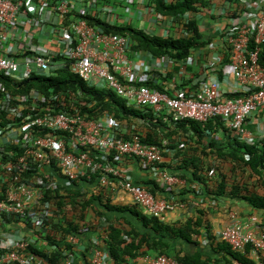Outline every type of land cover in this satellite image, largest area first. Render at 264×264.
Segmentation results:
<instances>
[{"label": "built area", "instance_id": "obj_1", "mask_svg": "<svg viewBox=\"0 0 264 264\" xmlns=\"http://www.w3.org/2000/svg\"><path fill=\"white\" fill-rule=\"evenodd\" d=\"M134 1L0 0V75L20 84L29 77H50L68 71L90 87L114 91L128 105L145 112L152 110L167 125L184 119L203 123L218 118L221 126L239 140L255 143L247 125L253 114L264 111V68L258 63L264 43V0H224L223 7L214 12L209 5L198 4L196 12L187 11L181 17L171 18L154 16V20V7L147 6L151 21L159 19L161 25L168 26V35L174 28L180 30L181 36L189 35L181 28L192 18L201 23L198 17L203 13L213 19L212 34L205 35L207 43L180 60L135 50L129 37L106 32L84 17L120 24L122 15L116 7L129 11L123 3ZM138 9L133 14L142 18L144 12ZM230 77L235 80V87L230 84ZM53 106L37 88L12 94L0 86V109L13 114L6 125L0 126V151L13 145L22 152L19 163L13 167L24 171L27 160L35 161L38 174L45 178L53 176L49 185H55V164L68 179H63L64 184L84 178L88 187L120 189L151 217L186 208L185 201L155 195L148 186L127 178L118 165L124 159H135L150 175L154 174L165 192H172L175 184L186 181L162 166L164 155L160 145L147 143L140 133L131 131L128 138L119 136L118 121L112 115L96 120L86 114L57 112ZM223 128L217 131L219 137L225 134ZM167 144L168 140L163 139L162 145ZM7 174L3 173L7 186L4 198L0 199V221L11 220V227L17 226L14 218H21L39 205L43 192L19 181V174L13 178ZM94 175L96 182L90 186ZM35 213L53 216V206L45 202ZM40 222L38 219L35 223ZM256 222V216L246 220L235 218L217 232V239L239 252L249 246L252 255L261 257L264 235L255 234ZM29 229L22 235L0 225V264H48L28 253L30 245L49 248L45 240ZM78 237L70 235L67 242L75 244ZM102 242L101 236L92 247L91 264H106L108 253ZM139 258L143 264H183L166 254L145 253ZM60 264H73L71 253H66Z\"/></svg>", "mask_w": 264, "mask_h": 264}, {"label": "trees", "instance_id": "obj_2", "mask_svg": "<svg viewBox=\"0 0 264 264\" xmlns=\"http://www.w3.org/2000/svg\"><path fill=\"white\" fill-rule=\"evenodd\" d=\"M208 1L149 0L146 5L150 8L154 7V11L151 13L153 16L163 15L171 18L181 17L187 11L196 12L198 4L207 5L206 2ZM111 4H116V2H111ZM84 17L88 18L91 24L97 25L106 32L129 37L135 50H142L156 57L167 55L179 60L184 59L191 54L193 49L207 43L197 18L188 20L181 28V30L184 28L188 31L189 35H178L180 33L178 29L176 36H161L151 34L141 27H134L130 23L111 25L96 17L87 15ZM258 63L264 68V43L261 44ZM184 84L181 85L184 86ZM0 86L12 94L27 93L32 88H37L51 100V104L54 105L53 107L57 112L86 114L96 120L105 115H112L118 121L116 131L119 136L128 138L130 131L140 133L145 142L160 145L163 154L167 150L174 151L179 163L173 165L172 174L184 178L188 185L196 182L205 193L215 196L228 194L230 197H240L251 207L264 210V193L260 194L255 189L258 187V189L264 190V146L258 147L255 143L242 142L232 134L231 130L223 128L218 118L209 119L203 123L184 119L167 125L159 117H155L152 110L149 109L148 112H145L128 105L127 101L114 91L90 87L85 81L68 71H62L58 75L50 77H29L20 84L0 75ZM156 86L161 88L160 85L156 84ZM238 94L240 93H232L231 95ZM53 95L56 97L55 100ZM11 117L13 114L0 109V126L6 125ZM124 127L127 128L128 132L122 133L121 129ZM220 128H223L226 139L220 142L210 140L206 144L205 138ZM181 132L185 135H181ZM178 135L187 137L189 140L195 137L196 140L185 147ZM174 136L177 138L174 139ZM163 139L168 140L166 146L162 145ZM206 149H211L222 162L232 164L230 168L225 169L228 171L221 170L224 169L222 165L204 164V156L209 153ZM21 154V149L13 145L3 147L0 151V199L4 198L7 186L3 180L5 171L8 172V178H13L19 174V181L28 182L43 192V199L38 206L21 218L13 219L18 227L30 228L49 246L46 249L30 245L28 253L43 258L48 264H60L66 253L76 254L78 251L74 244L67 242L68 236H81L96 232L103 237L104 246H102L107 250L114 264H127L126 257L134 259L141 254L153 251L155 254L171 255L183 264H208V261L202 259L200 253L180 255L174 252L173 246L164 240L169 237L189 241L193 234H198L196 228L202 224V221L204 222L201 217L193 219L188 215L186 220L181 223H166L162 217H151L144 214L135 203L123 204L114 201V191L107 186H83L86 182L84 178L69 180L70 185L64 184L63 179L66 180L67 178L62 175L55 164H52V167L58 177V182L55 185H49L54 177L40 176L38 174L39 166L35 161L27 160V167L24 171L13 167L14 164L19 163ZM128 160L131 159H124V161ZM242 165L246 166L253 175H257L258 179L253 184L245 185L242 180L232 177L235 171L243 168ZM36 179L39 181L38 183H36ZM95 182L96 175L89 181L90 186ZM158 183L155 179H150L147 183L148 188L155 195H158L157 190L161 189ZM45 202H49L53 206V216L41 217L35 213ZM125 212H130L136 216L143 230L137 229L126 218L122 219L116 216V213ZM198 212L202 214L201 211ZM35 217L36 220H41L40 224L35 223ZM10 221L4 218V221H0V225L7 231L16 230L17 226L15 225L9 227ZM220 244L240 262L252 264V261L244 255H242L243 258H238L239 251H229L231 248L227 244ZM225 264H231V262Z\"/></svg>", "mask_w": 264, "mask_h": 264}, {"label": "crops", "instance_id": "obj_3", "mask_svg": "<svg viewBox=\"0 0 264 264\" xmlns=\"http://www.w3.org/2000/svg\"><path fill=\"white\" fill-rule=\"evenodd\" d=\"M140 1L141 3H138V5H141V10L144 12L141 28L146 29L148 32H151V34L157 35H161L159 33H161L160 31H163L164 35L161 36H167L169 34V31L167 29L168 26L161 25L157 20L155 22L151 21L148 13V7L146 5L149 0ZM206 3L212 8V11L214 12L223 7L224 0H209ZM155 17L153 16L152 20H154ZM198 18L202 20L201 23H199L201 32L204 35L212 34L211 23L213 22V19L204 13ZM131 19L133 18L130 16L122 15L120 21L122 22L121 24H125L126 22H130ZM147 23L149 24L148 27ZM174 29L170 31V35L173 34L174 36H176L178 32L177 30L174 31ZM155 30L157 32H155ZM229 82L233 87L236 86L235 80L232 77L229 78ZM247 127L253 133V136L255 138V145H257L258 147L264 146V111L253 114L248 119ZM121 130L122 132H125L127 131V128L124 127ZM181 135L185 134L181 132ZM175 138L177 137L174 136V139ZM179 139L182 144H185V147H187L191 143H194L196 140L195 137L189 140L184 136H179ZM225 139V134L219 137L217 132H212L211 136L205 138V143L208 144L210 140L220 142ZM206 151H208L209 153L204 156V164L215 163L219 166L222 165V167H226L227 165L232 166V164H230L229 162H222L216 156V154L212 152L211 149H206ZM163 155L164 165L162 166H165L172 173L173 165L179 163V161L175 157V152L172 150H167ZM118 165L125 173L127 178H130L136 183L148 186V181L150 179H154V174L152 173L153 175H150L149 171L141 167L139 162L133 158L128 161H121L118 163ZM158 184L161 186L160 183ZM83 186L86 185L84 184ZM163 188L164 187L161 186L160 190L156 189L158 195L165 196L166 198L171 200L185 201L187 203L186 208H175L174 210L164 214L162 217V220L164 222L169 224L176 222L181 223L186 220L188 215L193 219L201 217V220H204V222L202 221V224L196 228L198 230V234H193L190 237L189 241L180 238L173 239L169 237L167 239H164L166 242L170 243L173 246L174 252H177L180 255H192L200 253L202 255V259L208 261V264H225L227 262H231V264H245L240 262L239 259L231 256L229 252L223 248L220 243L225 242L217 239V232L224 226L230 224L235 218L246 220L250 216H256L257 222L255 226V234L257 236H262L264 235V210L251 207L249 203H247L243 198L240 197H230L228 194L223 196H215L213 194L205 193L201 186L196 182L191 185H188L187 182L175 184L172 188V192H165ZM258 193L263 194L264 190L262 188H259ZM113 199L114 201L123 204L133 203L130 196L120 189H117L113 192ZM138 209L142 211L140 207H138ZM198 211H201L202 214H200V212ZM116 216L122 219L126 218L127 220L131 221L137 227V229L143 230L139 219L132 213H116ZM14 231H19V233L22 235L27 234V230L24 227H17V229ZM99 238H101V236L96 232L79 236L78 241L74 244L75 249L78 251H76V254H71V256L73 257V264H91L90 256L92 253V247L95 245L96 240ZM102 245L104 246L103 242ZM229 251L237 252L233 249H229ZM148 254L154 255L155 252L153 251ZM242 255L251 260L252 264H264V255H262L261 257H255L251 254L249 246L246 247L244 251H240L237 256L238 258H243ZM106 264H114L109 254H107L106 256ZM127 264L143 263L140 260L139 256H137L134 260L128 259Z\"/></svg>", "mask_w": 264, "mask_h": 264}, {"label": "rangeland", "instance_id": "obj_4", "mask_svg": "<svg viewBox=\"0 0 264 264\" xmlns=\"http://www.w3.org/2000/svg\"><path fill=\"white\" fill-rule=\"evenodd\" d=\"M138 3H139L138 0H135L134 2H129V3L124 2L123 4L129 8V11L127 9H125L124 7H121V8H119V6L116 7V11L118 12V14L123 15V16H130L133 18V19H131L130 22H126L125 24L130 23L134 27H142L143 18H139V17L137 18V16L135 14H133L134 12L137 13L139 11L138 8L141 9V5H138ZM121 23L122 22L120 21V24ZM148 26H149V24L147 23V27ZM143 27H144V25H143ZM155 32H157V31L155 30ZM160 32L161 33H159V34L164 35L163 31H160ZM117 98L120 99L119 96H117ZM242 166H243V168L241 167V169H238V171H235L234 174H232V177L242 180L245 183V185L253 184V182H255L256 179H258L257 175H255V174L253 175V173H251L250 170L246 166H244V165H242ZM230 167H231L230 165H227L226 167H224V169H221V170L228 171L225 169H228ZM255 189L259 190L258 187H255Z\"/></svg>", "mask_w": 264, "mask_h": 264}, {"label": "water", "instance_id": "obj_5", "mask_svg": "<svg viewBox=\"0 0 264 264\" xmlns=\"http://www.w3.org/2000/svg\"><path fill=\"white\" fill-rule=\"evenodd\" d=\"M64 181V180H63Z\"/></svg>", "mask_w": 264, "mask_h": 264}]
</instances>
